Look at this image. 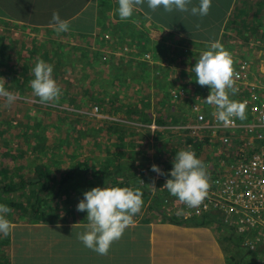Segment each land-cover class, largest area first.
Segmentation results:
<instances>
[{
	"label": "rangeland",
	"instance_id": "1",
	"mask_svg": "<svg viewBox=\"0 0 264 264\" xmlns=\"http://www.w3.org/2000/svg\"><path fill=\"white\" fill-rule=\"evenodd\" d=\"M107 1L109 5L95 0L96 18L88 23L77 20L87 15L89 7L85 6L92 2L79 0V8L64 10L61 19L70 22L69 31L62 33L51 25H29L28 17L17 23L0 20V88L18 97L8 105L0 96V167L12 168L17 181L45 165L51 173V184L35 192L42 190L43 199L54 200L51 207L46 204L48 216L63 221L86 217L87 213L77 211L76 205L85 191L105 187L102 182L108 172L113 173L109 182L141 191L143 204L137 214H151L153 198L164 193L163 186L169 179L162 172H152L151 165H157L166 149L162 160L172 161L173 151L192 150L193 145L187 142L197 143L201 135L208 138L205 132L197 134L189 128L195 125L194 106L208 119L212 116L211 107L203 102L210 88L197 84L190 68L210 45L150 26L136 14L122 21L115 11L117 0ZM241 24L219 43L230 55L233 69L242 61L249 64L251 71L242 73L241 83L264 86V36L261 31L255 32L258 25ZM190 37L196 39L195 35ZM38 59L52 66V76L62 91L58 101L40 103L32 92L31 69ZM246 96L242 94L243 99ZM229 99L237 101L231 94ZM242 121L248 124L249 115ZM26 126L30 135L24 137ZM232 137L233 142L239 138V144H221L215 138L216 145L203 147L198 158L207 170L212 163L231 160V151L245 146L249 135L242 128ZM211 154L212 161L208 159ZM80 163L87 165L82 177L64 183L68 172ZM9 196L0 194V203ZM27 196L16 192L12 198L24 203L21 214L28 222L33 212ZM9 213L6 216L13 225L18 213ZM183 214L184 210L175 215L182 216L185 223ZM5 239L7 236L0 237V252H6Z\"/></svg>",
	"mask_w": 264,
	"mask_h": 264
},
{
	"label": "clouds",
	"instance_id": "2",
	"mask_svg": "<svg viewBox=\"0 0 264 264\" xmlns=\"http://www.w3.org/2000/svg\"><path fill=\"white\" fill-rule=\"evenodd\" d=\"M191 0H117L115 9L119 18L124 21L133 15L134 8L146 3L153 11L162 8L165 12L173 10L190 12L193 16H206L212 0H199L198 5L188 7ZM50 25L58 33L69 31V23L53 12ZM233 61L230 55L222 50L218 41L210 42L208 50L202 51L196 63L190 69L194 80L200 86H208L210 94L204 99L208 105H214L212 116L225 126L231 123V118L245 119V104L229 99V94L235 95L238 89L234 87ZM33 79L30 87L40 103L58 101L62 91L52 76V66L38 59L31 69ZM192 77V78H193ZM202 91L197 93L201 96ZM0 96L8 105L17 100V94L0 88ZM218 142V139H216ZM215 138L210 141L211 147L216 145ZM172 167L168 172L169 179L163 188L168 193L185 203L188 207L198 206L209 188L210 168L205 165L190 149H182L175 154ZM152 172L161 173L158 165L150 167ZM142 193L129 187H93L83 193V199L76 205V210L86 212L85 230L77 233L76 238L84 247L98 254H106L111 243L121 237L125 228L132 223V218L142 207ZM11 209L6 204H0V237L7 236L11 231V222L6 214Z\"/></svg>",
	"mask_w": 264,
	"mask_h": 264
},
{
	"label": "crops",
	"instance_id": "3",
	"mask_svg": "<svg viewBox=\"0 0 264 264\" xmlns=\"http://www.w3.org/2000/svg\"><path fill=\"white\" fill-rule=\"evenodd\" d=\"M86 2H92V4L85 6V8L89 7V9L86 12L87 15L83 18L91 21L96 18L97 14L95 11L96 4L95 6L93 4L95 0H83V3ZM198 2L199 0H191L188 7L191 8L198 5ZM261 2L264 4L262 0H258L259 9L263 8L264 10V5H261ZM235 3L236 0L234 5L231 1L223 4L222 0H212L208 14L203 17L193 16L190 12L176 10L168 12L169 15H165L162 12L164 11L162 8L155 10L160 15L155 17L153 14L155 11L149 9L146 3H142L145 7L141 9H138L140 5L135 8L133 14H136L141 21L147 22L150 26L154 25L164 28L174 34L181 35V37L183 36L188 41L220 42L225 40L223 38V30H225L224 26L227 24L229 16L238 7L236 6L235 8ZM72 8H79V0H0V20H11L15 21L13 23H17L24 21L28 17L29 25L34 24L36 28H45L50 26L53 12H57L61 17V13L64 10ZM218 9H223L227 17L224 24L216 27L213 20L218 13ZM157 18L163 20V26L162 22L160 23ZM255 20L264 36V17ZM185 29L191 31L205 29L206 35L203 36L205 39L201 37L199 40H192L191 37L185 36ZM172 217L175 221L177 219L181 222L182 216L176 217L174 215L169 218L172 219ZM183 217V221L184 219L187 220L183 225L180 223H167L165 225L161 221L164 218H160L157 214H137L133 216L132 223L127 227L133 228L134 232H139L138 235L135 234L134 239L140 245L138 247L139 253L133 256H126L119 247L118 251L110 252V254L101 256L92 254L77 238H74V232L77 235V233L85 230L86 225L84 222L86 223L87 221L83 217L79 219L80 223L82 222L83 224H71L67 225V227L73 229L72 236L74 240L72 246L77 255L85 258L84 264H237L238 253L241 252L247 255L246 262L249 259L253 261V264L264 263V245H258L256 250L247 249L243 243L248 237L245 239V236H243V239L240 240L237 237L238 235L229 231L223 224L211 223L207 226H199L191 221L198 217ZM222 222L223 220L220 221V223ZM164 225L170 231L166 235L163 233ZM141 251H143L142 254L140 253ZM72 264H76V262L73 260ZM79 264L82 263L79 262Z\"/></svg>",
	"mask_w": 264,
	"mask_h": 264
},
{
	"label": "trees",
	"instance_id": "4",
	"mask_svg": "<svg viewBox=\"0 0 264 264\" xmlns=\"http://www.w3.org/2000/svg\"><path fill=\"white\" fill-rule=\"evenodd\" d=\"M108 5L110 4L107 0H104ZM229 1H231L234 5L235 0H222L223 4H227ZM264 1V0H263ZM222 4V3H221ZM190 5V4H189ZM261 5H264L261 2ZM236 6H238L236 8ZM260 4H258V0H236L235 3V11L229 16L227 22L225 21L227 14L224 12L223 9L217 10V15L214 18V23L216 24V27L219 25L225 24L223 30V38L226 40L230 36V30H234L238 27V25L243 24H249V25H257L255 19H261L264 17V10L263 8L259 9ZM136 6L135 8H137ZM145 7V5L141 4L138 9H141ZM134 8V9H135ZM163 14L169 15L168 12L162 11ZM154 16H160L159 12L155 11L153 12ZM234 14V17H232ZM238 15V16H237ZM157 20L161 23L163 26V20L157 18ZM78 22L82 23H88L87 18H82ZM78 24V23H77ZM221 28V27H220ZM254 29L253 27H251ZM205 30V29H204ZM204 30H198V31H191L188 29L184 30L185 36L190 37L191 35H195V38L199 40V38H204L203 36L206 35V32ZM221 30V29H220ZM256 33H258L260 30L259 28L254 29ZM218 31V30H217ZM225 31V32H224ZM205 39V38H204ZM250 38H247L245 41L248 42ZM144 41L148 42L146 38L144 37ZM207 44H210V42H205ZM179 122L181 119H177ZM29 127H25L23 136L26 137V135H30ZM236 131V132H240ZM235 133L234 131H227L223 133L222 135L228 137V144H239L237 140H234V142L231 140L232 134ZM37 137L38 135L35 133H31V136ZM238 133L234 134V136H237ZM213 137L208 134V138L206 139H198L197 143H190L187 142V144H192V151L196 154L197 157L202 155L203 147H211L210 141ZM22 140H24L22 138ZM35 139H33L34 141ZM168 152V149H166L163 154H161L159 160L157 161V165L161 169L162 175H166L169 177L168 172L172 167V161L170 160H162V157L165 153ZM178 151H173L172 155L174 156ZM208 159L212 161L213 157L212 154L208 156ZM213 168L210 169L211 172V178L212 176L217 177L219 173V167L220 165L212 163ZM87 168V165L84 163H80L76 166H74L67 174L66 179L64 180V183H73L76 181V179L82 177V173L84 171L83 168ZM207 171V169H206ZM210 173V172H209ZM207 173L209 178V188L207 192H210L213 190V182L211 181L210 175ZM111 172H108L105 174V179L103 180L102 184L105 185V187H128L127 185L123 183H116V181L109 182L108 178H111ZM163 175V176H164ZM17 173L11 170L9 171L8 165L0 167V194H6L10 195L9 198L1 202L0 204H6L10 206V208L13 209V212L11 211L9 214L12 216L15 213H18L16 222L13 223L11 227L10 233L7 235V240H3L7 242V245H4L3 247H6V252H0V264L4 262V264H47L50 262V264H72L73 260L76 262V264L85 263V258L80 257L76 254L74 251V247L72 246L74 238H76V233L74 232V238L72 236L73 229L68 228L67 225L71 224H79L80 220H59L56 218H51V216H48V207H51V204L54 203V200L46 201L43 199L44 191H36L35 190L39 187L43 186H49L51 184V173L47 169L45 165H40L38 169L33 174H26L24 175V178H21L20 180L16 181ZM165 177V176H164ZM170 178V177H169ZM9 182V183H8ZM8 183V184H5ZM3 184H5L3 186ZM85 187L86 183H85ZM48 189V188H45ZM49 191V190H47ZM16 192H22V196H24L26 193H28V196L26 197V201L30 204V211H32L33 216L30 217V220L27 222L25 220L24 215H22L21 210L24 209V203H21L19 201H15L13 198L15 197ZM164 193H161L162 195H157L153 198V204L151 208L154 210L151 214H157L160 218H164L162 223L165 225L168 224H182L183 222L175 221V219L172 217L170 219V216H174L178 211L184 210L185 203L179 201L177 198L172 197L167 189L163 191ZM56 194H59V191L56 190ZM13 197V198H12ZM32 199H35L34 202H31ZM49 202V206L47 207L46 204ZM161 205L164 212L160 211L162 210L160 207ZM160 209V210H159ZM159 210V211H158ZM164 214V215H163ZM22 215V216H21ZM162 215V216H161ZM35 216V218H33ZM21 218V220H19ZM226 212L224 210L219 211H212L210 213H205L203 216L198 217L194 219L193 223L199 226H207L211 223L216 224H222L220 221L225 220ZM82 219V218H80ZM86 220V218H83ZM189 220V219H188ZM13 221V220H12ZM83 221V220H82ZM183 221V220H182ZM187 221V220H184ZM84 222V221H83ZM80 224H83L82 222ZM84 224L86 225L87 222ZM164 225V226H165ZM194 225V224H193ZM170 231L168 230V227L165 226L163 233L166 235ZM135 234L138 235L139 232H134L133 228L126 227L121 237L115 241H113L109 247V250L106 254H110V252L118 251L120 250L126 255V256H133L137 255L139 253L138 247L140 245L135 241ZM72 237V240L70 239ZM240 240L243 239V236H237ZM119 247V248H118ZM89 251L92 254H96L98 256H101V254L96 253L95 251L89 249ZM51 252L52 255L49 257L47 254ZM141 254L143 251L140 252ZM76 254V255H75ZM247 255L244 253H238V262L237 264H253V261L248 260L246 262ZM60 260V261H59Z\"/></svg>",
	"mask_w": 264,
	"mask_h": 264
},
{
	"label": "built area",
	"instance_id": "5",
	"mask_svg": "<svg viewBox=\"0 0 264 264\" xmlns=\"http://www.w3.org/2000/svg\"><path fill=\"white\" fill-rule=\"evenodd\" d=\"M250 71L247 61L240 62L233 69L234 87H241L233 97L245 104V115L250 117L248 124L233 117L225 126L213 116L208 119L197 105L193 107L195 125L189 128L195 133L213 134L221 144H228V137L222 135L227 131L237 134L236 131L244 128L249 137L245 146L231 151V160L220 164L217 177L211 178L213 190L207 192L198 206L190 208L185 205L183 215L201 217L205 213L224 210L227 218L222 224L236 235L248 237L244 240V247L256 250L258 245H264V86L241 83L242 73ZM243 93L247 94L244 99ZM197 97L200 101L201 96ZM210 106L214 109V105ZM198 139H203V135Z\"/></svg>",
	"mask_w": 264,
	"mask_h": 264
},
{
	"label": "flooded vegetation",
	"instance_id": "6",
	"mask_svg": "<svg viewBox=\"0 0 264 264\" xmlns=\"http://www.w3.org/2000/svg\"><path fill=\"white\" fill-rule=\"evenodd\" d=\"M210 106V105H209ZM211 107V110L213 111V107L212 106H210Z\"/></svg>",
	"mask_w": 264,
	"mask_h": 264
}]
</instances>
